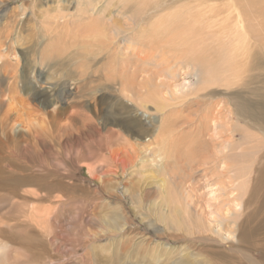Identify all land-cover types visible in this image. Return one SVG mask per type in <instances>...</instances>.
<instances>
[{
	"label": "rangeland",
	"instance_id": "374dc122",
	"mask_svg": "<svg viewBox=\"0 0 264 264\" xmlns=\"http://www.w3.org/2000/svg\"><path fill=\"white\" fill-rule=\"evenodd\" d=\"M109 1L0 0V264H135L126 259L118 232L101 223L107 204L121 212L119 225L132 242L143 234L153 245L175 248L170 264H180L181 256L190 264H264V0H246L244 14L234 0H123V11ZM151 2L149 20L143 9ZM130 27L192 40L189 49L181 43L184 37H174L181 43L175 49L184 55L181 61L172 46V52L164 51L170 66L185 64L192 86L186 104L178 108L175 101L173 116L166 115L180 127L187 152L177 149L175 155L170 147L165 158L158 145L128 152L125 140L105 124L142 103L137 87L123 84L131 69L138 67L133 74L140 78L147 75L142 67L154 73L153 61L126 58L135 37ZM226 34L235 38L233 44ZM122 66L128 73L119 75ZM175 81L170 83H180V77ZM147 107L153 115L154 107ZM147 116L143 122L161 120ZM200 123L207 124L203 133ZM154 127H145V136L153 137ZM153 159L165 165L169 202L180 211L176 223L157 213L162 198L155 182L162 176L155 174ZM110 171L125 172L126 189L113 177L98 180ZM129 182L139 186L132 199L124 195ZM146 191L150 196L141 201ZM92 198L98 217L89 205ZM74 200L84 208H73ZM140 204L161 222L148 225L149 213L137 216ZM73 223L85 232L73 231ZM113 237V252L91 250L109 247ZM142 252L131 256L147 264ZM159 256L154 264L168 259Z\"/></svg>",
	"mask_w": 264,
	"mask_h": 264
},
{
	"label": "bare ground",
	"instance_id": "6f19581e",
	"mask_svg": "<svg viewBox=\"0 0 264 264\" xmlns=\"http://www.w3.org/2000/svg\"><path fill=\"white\" fill-rule=\"evenodd\" d=\"M141 1V0H140ZM115 2V7L118 8V9H121L122 11L124 10V6H123V0H111L109 1L107 4L109 7L113 6ZM240 2L241 0H234V3L235 5L240 8V12L241 14H244L243 9L247 10V6H248V2L246 0H244V2L246 3L245 5H243V7L240 5ZM117 3V4H116ZM243 4V3H242ZM139 6L140 7H144L143 3H139ZM154 6V3H150L149 7L148 8H144L143 11L145 12H148L146 14V16L149 18V20L151 19L152 17V11L150 10L151 8L150 7H153ZM113 8V7H112ZM247 12V11H246ZM120 13V12H119ZM122 14V13H121ZM247 14V13H245ZM252 14V13H251ZM248 15V14H247ZM246 16V15H245ZM122 17V16H120ZM247 18V17H246ZM250 18V17H249ZM190 22V21H189ZM188 20H184L183 23H185V25L187 23H189ZM170 23L171 24H175L177 25L175 22L171 21L170 20ZM192 23V22H191ZM189 23V25L191 24ZM241 24V22H240ZM125 25L128 26V23H126L125 21ZM130 25H131V22H130ZM184 25V26H185ZM179 26H182V25H179ZM191 26V25H190ZM240 28L242 29L243 27L240 26ZM181 29V28H180ZM179 29V31H180ZM184 29V27H183ZM126 30V29H125ZM128 30V29H127ZM130 33H132V37L134 38V44H132V42L130 43V45L125 49L126 50V58L129 59V58H132L133 57V60L137 63H148V62H152L155 64L154 66V73H153V70L152 68H150L149 70H144V68L142 67V70L145 74V76H141L138 77L135 74H133V71L136 72L138 70V67H134L131 69L132 71V76L131 78H128V79H124V82L123 84H131L133 85V87H137L135 88L137 91L136 93L138 94V98H140L142 100V103L138 105L137 108H135L134 110L132 108L133 111H130V113L128 114V116H124V117H121L123 115L121 114H118L119 117H115V116H110L109 117V120H105V124H110L114 129V133L120 137V139L122 140H125V144H124V148L126 151L130 152L131 149L135 146L136 148H139V149H144V147L148 146V149L150 150V146L153 148V145H158V148L162 149L163 152L165 153L163 155V152H162V155L165 156V158H167V156L172 152L171 151V148H173V150H175V155L176 152H177V149H179V151H183L184 152H187V149L188 146L186 144V141H184V138L181 136H178V129L180 127H178V129L175 127L176 124H173L171 122L168 121L166 115H170V117H172V112L174 110V105H175V101H177L179 104L177 107L180 108L182 105H185L186 104V101L189 100L187 99L188 95L187 94V90L190 85V82H188L185 78V76L188 75V72H186L185 70V64H180V65H176L175 68L173 66H170L168 63H167V59L165 58L166 56V52H167V49L170 50L168 47H171L174 48V50L176 49V47L178 48L179 47V44L183 43V47L186 46V44L188 46H190L188 43H191V38H187L186 35H182V36H179L177 34H174V36H169V35H166L163 31H159V33H155L154 31H152L150 34H147L148 32L145 31V30H141V32H137V30L135 29V31L132 29V27H130ZM195 30V29H194ZM123 31V30H122ZM139 31V30H138ZM167 31L169 33H172L173 30H169L167 29ZM192 31V30H191ZM196 31V30H195ZM128 32V31H127ZM125 33V32H124ZM197 33V32H196ZM195 34V33H194ZM128 36V34H127ZM191 35L189 34L188 37H190ZM174 37H176L175 39L179 40L180 38H183V41L181 43H177V45L175 44V42L173 41ZM225 41L226 42H229L230 41V44H233L231 42V39H235L233 37H230L228 34L225 35ZM114 39V38H113ZM131 39V38H130ZM132 40V39H131ZM175 40V41H176ZM212 40V39H211ZM217 40V39H216ZM220 40V39H219ZM181 41V40H180ZM126 42V41H125ZM127 42V43H128ZM235 42V41H234ZM211 44V43H210ZM218 44H222L224 45L225 43H218ZM176 45V46H174ZM181 45V46H182ZM213 45V44H211ZM110 46V45H109ZM127 46V45H126ZM210 46V45H209ZM95 47V45H94ZM158 47L160 48V50L158 51ZM164 48H166V50H164ZM180 48V47H179ZM182 48V47H181ZM185 48V47H184ZM191 48V46L189 47V49ZM105 49H106V46H105ZM179 50V49H178ZM178 50H175L176 52H174V56H175V59L177 58L179 61H181V59L184 58V55L182 54H179L180 52H178ZM181 50V49H180ZM184 50V49H183ZM182 50V51H183ZM200 50V49H199ZM109 51V50H108ZM114 51V50H113ZM166 51V52H164ZM171 51V50H170ZM185 51V50H184ZM197 51V50H196ZM105 52V51H104ZM111 52V50H110ZM115 52V51H114ZM172 52V51H171ZM186 52V51H185ZM189 52V51H188ZM198 52V51H197ZM113 53V52H112ZM191 53V52H190ZM205 53V52H204ZM114 54V53H113ZM187 53H185L186 55ZM189 54V53H188ZM192 54V53H191ZM109 55V54H108ZM168 55H171V54H168ZM202 55V53L200 54ZM114 56V55H113ZM112 56V57H113ZM116 56V55H115ZM172 56V55H171ZM155 57H158L159 61H154V58ZM116 58V57H114ZM192 58V57H191ZM194 58V57H193ZM170 59H172L170 57ZM187 59V58H186ZM185 60V59H184ZM200 59L198 57V59H196V62H199ZM194 61V60H193ZM202 61V60H201ZM195 62V61H194ZM136 63V64H137ZM117 64V63H116ZM125 64V63H124ZM123 64V65H124ZM204 64V63H203ZM202 64V65H203ZM119 65H122L120 64L119 62ZM126 65V64H125ZM129 65V64H128ZM128 65H126L127 67H129ZM206 65V64H205ZM118 66V65H117ZM115 66V67H117ZM125 66V67H126ZM204 66V65H203ZM113 67V68H115ZM206 67H208V65L205 66V69H203L202 71H205L206 70ZM112 68V67H111ZM114 70V69H113ZM112 71V69H111ZM116 71V70H115ZM127 72V70L124 69V67L122 66L121 68H119V72L121 75L123 72ZM195 71V70H194ZM207 71V70H206ZM209 72V71H208ZM128 73V72H127ZM138 74V73H137ZM17 75V74H16ZM142 75V74H141ZM205 75V74H204ZM203 75V76H204ZM127 76V75H126ZM177 77L179 78L180 77V83L178 84H175L173 85L174 83L170 81H175L177 80ZM126 78V77H125ZM140 78V79H139ZM211 78V76H210ZM208 79V80H207ZM204 80V79H203ZM207 80V82H206ZM206 80L204 81V83L206 82L208 84V82L210 81L209 80V77L206 78ZM176 82V81H175ZM205 83V84H206ZM122 84V83H121ZM129 86L132 87V86ZM192 87V86H191ZM129 88H126L129 92ZM149 88H152L150 91L148 90ZM204 88V87H203ZM201 89V88H200ZM192 91V90H191ZM199 91V90H198ZM202 91V89L200 90ZM199 91V93H200ZM197 92V90H196ZM135 93V94H136ZM202 93V92H201ZM125 94V93H124ZM2 95V94H1ZM195 95V93H194ZM193 95V96H194ZM192 96V95H191ZM197 98V97H196ZM201 99V98H200ZM139 101V100H138ZM137 101V102H138ZM174 103V105H173ZM152 105L154 108L153 112L154 113L153 115L148 112L150 110H148V107L147 105ZM50 105H53V102L50 103ZM151 107V106H150ZM176 107V105H175ZM152 108V107H151ZM183 109V108H182ZM59 110V109H58ZM173 112V113H174ZM178 112V111H177ZM60 114V113H59ZM151 114V115H150ZM179 114V112H178ZM197 114V113H196ZM145 115H148L149 116V119L150 118H153L155 119V117H159V119H161L159 122H155L153 119V121H149V122H143V119L145 117ZM147 116V117H148ZM174 116L176 117V115L174 114ZM166 117V118H165ZM59 118V117H58ZM88 118V117H87ZM178 119V118H176ZM208 120V119H207ZM64 121V120H63ZM181 121V120H180ZM154 122V123H153ZM211 122H214L211 121ZM59 123V121H58ZM153 123V124H152ZM175 123V122H174ZM187 123V122H186ZM148 125H151V126H155L153 131H151L152 133L154 132L155 134L152 136H148L146 135L145 136V127H148ZM207 124H204V123H200L199 125H197L199 127V130L202 129V133L205 132L204 129H203V126L204 128H207L206 127ZM148 130V128H147ZM208 131V130H207ZM148 132V131H146ZM182 132V131H180ZM218 131L216 130V123L213 124V133H217ZM151 133V134H152ZM200 133H201V130H200ZM114 134V135H115ZM182 134V133H181ZM180 135V134H179ZM195 137V136H194ZM154 138H157V141H158V144L156 143H153L154 141ZM128 139H130V141H127ZM145 139H148L147 141H144ZM156 141V142H157ZM155 142V141H154ZM120 143H122L120 141ZM148 144V145H145V144ZM193 143V141H192ZM157 147V146H156ZM147 149V148H146ZM168 149H170L169 152ZM152 150V149H151ZM156 150V149H155ZM159 150V149H158ZM133 151H137L136 149H134ZM148 151V150H147ZM157 151V150H156ZM167 153H166V152ZM132 152V151H131ZM142 152V151H140ZM150 152V151H149ZM159 152V151H158ZM148 153V152H147ZM156 153V152H155ZM190 154V153H189ZM124 155V154H123ZM154 155V154H153ZM174 155V154H173ZM172 155V156H173ZM159 156V154H158ZM161 156V157H163ZM156 158L157 155H156ZM155 158V159H156ZM153 159V161L155 162L156 160ZM152 161V159H149ZM168 161V160H167ZM144 162V160H141L139 163L140 165ZM150 162V161H149ZM158 162V161H156ZM155 162V167H158L156 168V175H161L162 177L159 178V180L157 182H155L157 185V187L159 188V197L162 198V202H159V205H158V210L160 211H157L158 214H161L164 216L165 219H169V221L171 222H174L176 223V219L179 218V213L180 211L178 210L177 206H172L169 202V199L171 198V194L168 192L167 188H166V185H167V179L166 177H164L161 172H163L164 168H165V165H164V168L162 170L161 168V162H160V159H159V162L160 163H156ZM151 164H153L151 162ZM161 164V165H160ZM143 166V165H141ZM170 166H168L169 168ZM123 169V168H122ZM166 169V168H165ZM170 169V168H169ZM119 170V169H118ZM168 170V169H167ZM123 171V170H122ZM144 174V173H143ZM142 174V175H143ZM130 176V175H129ZM97 177V176H96ZM113 177L115 179V181L117 182V184L121 185L124 189H126V186H124L123 182L124 181H127L125 177V172H123L121 174V171L119 173L118 172H114L112 173L111 171L110 172H106L102 175H99L98 176V180L102 183H105V182H109L110 178ZM131 177V176H130ZM129 177V178H130ZM199 179V178H198ZM128 182V181H127ZM133 182V181H132ZM132 182H129V186L127 187V190L126 192L124 193V195H127L128 198L132 199L135 197L134 194H137L139 192V186L138 185H135L134 183ZM199 182V181H198ZM156 189V188H155ZM157 191V190H156ZM148 191L146 192H143V194L140 196L141 198V201H146V197H149L150 194L148 193ZM156 194V193H155ZM158 194V193H157ZM159 198V199H160ZM78 199V198H77ZM93 200L89 202V205L92 207V210L95 211V215H97L96 217H98V210L95 209L94 207V198H92ZM83 204L84 203H87V199H81ZM166 200L168 202H165L163 203V201ZM68 201V200H67ZM60 202V201H59ZM62 202V201H61ZM69 202V201H68ZM71 205L73 206V208L75 207L76 210H79V207L80 209L81 208H84V205H79V204H82L80 202H77V201H71L70 202ZM70 203L68 205H66L67 207L70 206ZM234 203V202H233ZM106 204V203H105ZM64 205V204H63ZM165 205V206H164ZM88 206V205H87ZM89 207V206H88ZM105 207V206H104ZM147 208H149L148 206H146ZM145 206H143L142 204H140L138 207L135 208V212L138 213L137 216L139 217H144L145 215H149L148 216H151L150 214L152 213V209H150L151 211H145L144 209L146 208ZM97 208V207H96ZM102 208V207H101ZM138 208V209H137ZM152 208V207H151ZM75 209H73V211H75ZM106 209H108V211L106 213H104L103 217L105 218L104 221H101L102 224L106 225L108 227V229L110 231H116L118 232V239L120 240L119 242H122L126 247H125V254H127V258L129 261H134L135 264H140V262L138 261V258L136 259H133L132 256H131V253L132 254H136V252H138L139 250L143 251L142 252V257L145 256L144 259H150V261H154L152 262L153 264L154 263H159L162 258H160L159 254H161V256L163 258H168L166 259L164 262H162V264H170L169 262V259L172 258V254H170V252L173 251V255H176V249L175 248H172V247H169V245H164V244H151L148 242V239L143 235V234H139V238L141 239L140 241H133L132 242V239L129 238L126 233L128 231V229H123L120 225H119V222L120 220L123 218L121 212L119 211L118 208L116 207H111L109 204H107V207ZM148 209V210H149ZM200 209L203 210V208L201 207ZM208 211V210H207ZM78 213V212H77ZM155 215V211L152 213ZM102 215V214H101ZM152 215V216H154ZM213 217L214 218H218V215L216 213H210L208 215L207 212H204L202 213V216H209V217ZM152 216L150 217V219H152ZM156 216V215H155ZM94 219L96 220L97 218L94 217ZM142 219V218H141ZM145 219L148 221V225H156V223L158 222H161L159 217L157 216L156 220L152 219V220H149L147 217H145ZM213 219V218H212ZM93 220V221H95ZM102 220V219H101ZM97 221V220H96ZM99 221V220H98ZM100 223V222H99ZM74 224V223H73ZM89 227V226H88ZM87 230V229H86ZM73 231H78V232H83L84 230L82 229L81 225H75L74 224V227H73ZM95 231V230H94ZM85 232V231H84ZM91 232V231H90ZM85 235V234H84ZM87 237V235H85ZM90 236V235H89ZM83 238V239H86ZM111 237V236H110ZM114 238L116 237H113L111 240V245H109V247L107 246L106 248H100V247H91L94 252L96 251V249L98 250V252L96 253H101V251L103 250H109L111 252H113V250H115L117 248V245L115 243L116 240H114ZM108 240V239H107ZM78 241H81V240H78ZM124 241V242H123ZM84 242V241H83ZM85 243V242H84ZM97 243V242H95ZM86 244V243H85ZM121 245V244H120ZM119 245V246H120ZM171 246V245H170ZM124 248V246H123ZM119 249V248H118ZM156 250H160V253ZM88 252V251H87ZM116 252V251H115ZM83 253V251H82ZM104 253V252H103ZM118 253V251H117ZM149 253L151 254V256L149 255ZM106 254V253H104ZM109 255V254H108ZM171 255V257H170ZM179 255H181V251L179 252ZM178 255V256H179ZM187 255V254H185ZM111 256H112V253H111ZM135 256V255H134ZM137 256V255H136ZM177 256V255H176ZM94 257H98V255L94 254ZM115 257V256H114ZM160 258V260H159ZM109 259V258H108ZM140 259V258H139ZM152 259V260H151ZM175 259V258H173ZM82 260V259H81ZM177 261L180 262V264H187L188 263V260H187V256H181L179 258L176 259ZM98 261V260H97ZM111 261V260H110ZM148 261V260H147ZM150 261L147 263V264H150ZM125 262V261H124ZM97 263V262H96ZM144 263V262H143ZM84 264V263H83ZM133 264V263H132ZM190 264V262L188 263Z\"/></svg>",
	"mask_w": 264,
	"mask_h": 264
}]
</instances>
